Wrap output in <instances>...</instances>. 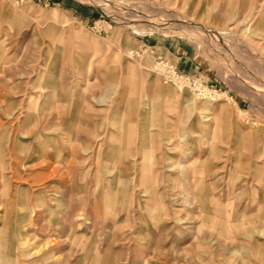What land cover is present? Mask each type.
Instances as JSON below:
<instances>
[{
	"label": "rangeland",
	"instance_id": "1",
	"mask_svg": "<svg viewBox=\"0 0 264 264\" xmlns=\"http://www.w3.org/2000/svg\"><path fill=\"white\" fill-rule=\"evenodd\" d=\"M0 264H264V0H0Z\"/></svg>",
	"mask_w": 264,
	"mask_h": 264
},
{
	"label": "bare ground",
	"instance_id": "2",
	"mask_svg": "<svg viewBox=\"0 0 264 264\" xmlns=\"http://www.w3.org/2000/svg\"><path fill=\"white\" fill-rule=\"evenodd\" d=\"M208 119H210V118H208ZM208 119H207V120H208Z\"/></svg>",
	"mask_w": 264,
	"mask_h": 264
}]
</instances>
